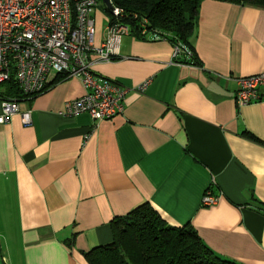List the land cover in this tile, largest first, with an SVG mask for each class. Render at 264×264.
<instances>
[{
	"label": "crops",
	"instance_id": "1",
	"mask_svg": "<svg viewBox=\"0 0 264 264\" xmlns=\"http://www.w3.org/2000/svg\"><path fill=\"white\" fill-rule=\"evenodd\" d=\"M197 12L194 64L131 33L93 67L128 89L120 113L62 115L85 90L53 77L20 102L29 124L20 112L0 123V264H88L80 252L111 243V221L143 203L215 255L264 264V85L257 102L235 99V78L264 68V6L201 0Z\"/></svg>",
	"mask_w": 264,
	"mask_h": 264
},
{
	"label": "built area",
	"instance_id": "2",
	"mask_svg": "<svg viewBox=\"0 0 264 264\" xmlns=\"http://www.w3.org/2000/svg\"><path fill=\"white\" fill-rule=\"evenodd\" d=\"M97 0H0V85L12 81L20 96L0 89V123L20 112V102L41 93L57 74L79 77L84 94L67 100L62 115L87 113L94 121L110 118L122 111L128 89L114 79L97 74L93 67L117 56L121 37L129 34L126 25L106 24L99 45H95ZM114 17L120 9L113 6ZM163 40L166 38L160 37ZM173 56L189 50L180 42L172 44ZM238 106L261 100L264 68L257 74L236 77ZM148 81L136 86L143 90ZM23 124L31 122L29 111L20 112ZM216 197L210 189L203 194V205Z\"/></svg>",
	"mask_w": 264,
	"mask_h": 264
},
{
	"label": "trees",
	"instance_id": "3",
	"mask_svg": "<svg viewBox=\"0 0 264 264\" xmlns=\"http://www.w3.org/2000/svg\"><path fill=\"white\" fill-rule=\"evenodd\" d=\"M110 1L120 9L117 17L110 11V22L124 24L128 27L129 34L133 33L142 38L154 35L166 38L172 44L180 42L191 53L184 51L175 58V62L195 63L191 60L194 53L189 39L201 0ZM227 1L264 6V0ZM115 58L117 56L113 57ZM63 77L66 76L57 74L54 81ZM6 84L9 92L21 95L12 81ZM50 84L49 82L43 91ZM111 230V243L80 252L88 264H237L215 255L188 225L168 226L148 203L114 218L111 221Z\"/></svg>",
	"mask_w": 264,
	"mask_h": 264
},
{
	"label": "rangeland",
	"instance_id": "4",
	"mask_svg": "<svg viewBox=\"0 0 264 264\" xmlns=\"http://www.w3.org/2000/svg\"><path fill=\"white\" fill-rule=\"evenodd\" d=\"M110 11L105 7L102 0H97L94 13L92 17L95 20V29H102L105 31L106 24L110 20ZM7 84H1L0 89L6 88Z\"/></svg>",
	"mask_w": 264,
	"mask_h": 264
},
{
	"label": "water",
	"instance_id": "5",
	"mask_svg": "<svg viewBox=\"0 0 264 264\" xmlns=\"http://www.w3.org/2000/svg\"><path fill=\"white\" fill-rule=\"evenodd\" d=\"M102 1H103V3H104L105 7H106L109 11H111V10L113 9V4L111 3L110 0H102Z\"/></svg>",
	"mask_w": 264,
	"mask_h": 264
}]
</instances>
